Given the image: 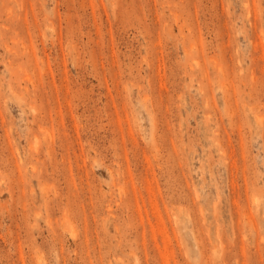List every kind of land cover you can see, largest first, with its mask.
<instances>
[{"label":"rangeland","instance_id":"1","mask_svg":"<svg viewBox=\"0 0 264 264\" xmlns=\"http://www.w3.org/2000/svg\"><path fill=\"white\" fill-rule=\"evenodd\" d=\"M0 264H264V0H0Z\"/></svg>","mask_w":264,"mask_h":264},{"label":"bare ground","instance_id":"2","mask_svg":"<svg viewBox=\"0 0 264 264\" xmlns=\"http://www.w3.org/2000/svg\"><path fill=\"white\" fill-rule=\"evenodd\" d=\"M248 6H249V3H248ZM249 10L251 11V9H249ZM249 10H248V13H250Z\"/></svg>","mask_w":264,"mask_h":264}]
</instances>
